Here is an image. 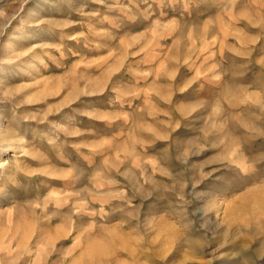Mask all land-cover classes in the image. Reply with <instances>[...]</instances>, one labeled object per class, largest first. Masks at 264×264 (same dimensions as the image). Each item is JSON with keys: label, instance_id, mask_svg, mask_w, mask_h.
Listing matches in <instances>:
<instances>
[{"label": "rangeland", "instance_id": "rangeland-1", "mask_svg": "<svg viewBox=\"0 0 264 264\" xmlns=\"http://www.w3.org/2000/svg\"><path fill=\"white\" fill-rule=\"evenodd\" d=\"M0 264H264V0H0Z\"/></svg>", "mask_w": 264, "mask_h": 264}]
</instances>
